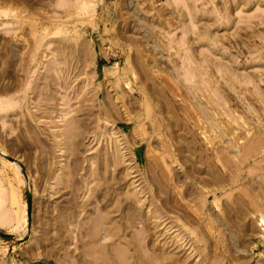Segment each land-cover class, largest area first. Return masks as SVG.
<instances>
[{
	"label": "rangeland",
	"instance_id": "374dc122",
	"mask_svg": "<svg viewBox=\"0 0 264 264\" xmlns=\"http://www.w3.org/2000/svg\"><path fill=\"white\" fill-rule=\"evenodd\" d=\"M173 1L0 0V264H264V0Z\"/></svg>",
	"mask_w": 264,
	"mask_h": 264
},
{
	"label": "water",
	"instance_id": "95a60500",
	"mask_svg": "<svg viewBox=\"0 0 264 264\" xmlns=\"http://www.w3.org/2000/svg\"><path fill=\"white\" fill-rule=\"evenodd\" d=\"M24 195H25V200H26V211H27V213H29L30 196H29L27 191H25ZM0 236H10V234L9 233H5V232H0Z\"/></svg>",
	"mask_w": 264,
	"mask_h": 264
},
{
	"label": "bare ground",
	"instance_id": "6f19581e",
	"mask_svg": "<svg viewBox=\"0 0 264 264\" xmlns=\"http://www.w3.org/2000/svg\"><path fill=\"white\" fill-rule=\"evenodd\" d=\"M173 1V0H172ZM175 1V0H174ZM174 1L173 2H170L169 3V5L173 8V5H175V4H177V3H174ZM65 2V1H64ZM176 2H177V0H176ZM180 3V2H179ZM65 4V3H64ZM183 4H184V2H183ZM182 4V5H183ZM81 7V6H80ZM183 7H184V5H183ZM186 11H188L187 9H186ZM187 15H189L188 13H187ZM189 19V18H188ZM8 103H10V102H8ZM14 103H16V102H14ZM3 105H5V104H3ZM0 108H1V106H0ZM68 130V129H67ZM66 133H68V132H66ZM67 135H69V134H67ZM17 215V214H16ZM15 215V216H16ZM1 219V218H0ZM5 219V218H4ZM16 219V218H15ZM151 263H153V262H151ZM154 264V263H153ZM156 264V263H155Z\"/></svg>",
	"mask_w": 264,
	"mask_h": 264
}]
</instances>
